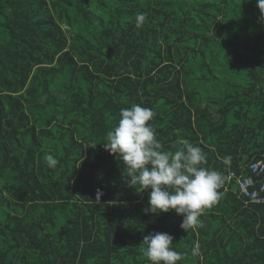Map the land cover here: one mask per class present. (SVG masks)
Returning <instances> with one entry per match:
<instances>
[{"label": "trees", "instance_id": "1", "mask_svg": "<svg viewBox=\"0 0 264 264\" xmlns=\"http://www.w3.org/2000/svg\"><path fill=\"white\" fill-rule=\"evenodd\" d=\"M260 15L256 0H0V264H151L153 232L177 264H264V202L229 178H261ZM133 104L163 151L188 141L223 178L199 226L145 212L148 191L104 149Z\"/></svg>", "mask_w": 264, "mask_h": 264}, {"label": "clouds", "instance_id": "2", "mask_svg": "<svg viewBox=\"0 0 264 264\" xmlns=\"http://www.w3.org/2000/svg\"><path fill=\"white\" fill-rule=\"evenodd\" d=\"M256 4L260 19L264 20V0H256ZM143 21V14H139L136 27H141ZM154 115L152 109L140 104L121 108L118 123L107 131L103 147L121 163L129 187L137 192L148 191L145 212L159 216L174 211L183 217L180 227L188 231L199 226L202 210L215 203L223 178L217 171L203 166L205 153L188 141H181L182 146L175 152L163 151L148 123ZM45 159L49 168L58 164L52 155ZM228 159L224 162L228 163ZM102 195V190L97 189L96 200ZM172 242L168 233H149L142 241L146 246L144 255L151 264H177L182 256L171 247Z\"/></svg>", "mask_w": 264, "mask_h": 264}, {"label": "built area", "instance_id": "3", "mask_svg": "<svg viewBox=\"0 0 264 264\" xmlns=\"http://www.w3.org/2000/svg\"><path fill=\"white\" fill-rule=\"evenodd\" d=\"M252 174L260 178L259 186L256 187L258 179L253 176H243L242 173L236 174L233 171L229 172V178L234 179L241 195L249 202H264V160H258L250 165Z\"/></svg>", "mask_w": 264, "mask_h": 264}]
</instances>
